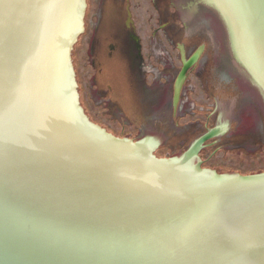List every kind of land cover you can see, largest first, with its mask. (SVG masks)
Wrapping results in <instances>:
<instances>
[{"label":"water","instance_id":"95a60500","mask_svg":"<svg viewBox=\"0 0 264 264\" xmlns=\"http://www.w3.org/2000/svg\"><path fill=\"white\" fill-rule=\"evenodd\" d=\"M124 2L0 0V264H264V135L246 102L226 103L235 72L264 107V0H128L144 68L170 63L173 78L178 51L159 22L170 13L190 34L219 29L203 61L214 56L226 84L222 125L196 140L194 127L213 122L198 83L185 117L161 128L152 123L169 119L170 98L157 90L126 114L96 92L108 82L93 64L94 39L99 59ZM195 44L203 39L187 49ZM202 52L183 59L175 101ZM236 116L232 147L245 152L226 146L201 167L204 144Z\"/></svg>","mask_w":264,"mask_h":264},{"label":"flooded vegetation","instance_id":"af4514ba","mask_svg":"<svg viewBox=\"0 0 264 264\" xmlns=\"http://www.w3.org/2000/svg\"><path fill=\"white\" fill-rule=\"evenodd\" d=\"M155 1L165 2V0ZM169 3H166L167 9H170L173 6ZM159 6L154 8L157 14H159V12L161 11V8ZM123 8L125 16L124 21L115 29L114 33L110 35L109 38H106V43L108 44L105 46L106 49H104L103 54L100 55L101 57L99 59L94 58L96 50L95 47L99 42V37L97 38L96 36V38L94 39V43L92 46L93 64H96L98 66L97 72L100 78L102 76V78L104 77L105 80H107L106 82H108L106 84L105 90H99L96 88V92L107 99L109 105H112L119 112L126 114V111H128L131 106L132 108H136L137 106H144L142 98L144 91L149 90V92H156L157 90L158 94L160 93V95L162 94L163 97L170 98L167 102H162V107L164 108V110L170 111V113L169 119H159L152 124H160L156 125L157 127L161 126V124L170 127L177 117H180L181 119L182 117H185L186 114L182 115V112L186 110L187 106V101L184 100V98H187L191 95V92H193L192 89L195 87L196 83H198V86H201L202 91H205V97L208 100L212 101V106L209 111L213 113V122L210 126V114L207 122L202 128L194 127L197 131L196 135L192 131L195 138L194 140L205 134L208 130L222 125L220 119L217 117L220 112V106H223L225 104V100H223L224 96L221 95V92L223 91V88L224 86H226V84L220 82L217 72H213L216 69L214 61L215 57H209L205 61H203V56L207 50V46L209 44L215 43V41L218 39V35L220 38L218 27L214 29L215 26H213L212 29V27L203 26L200 28V31L190 34L191 32L187 31V25L184 24V26H176L175 24H172L173 16L170 13H168L169 15L166 16V19H163L164 21L159 22V30L164 33L165 40L168 45H170L169 47L172 46L178 51L177 61L179 64V71L173 78V68L171 67L170 63H167L168 65L163 66V68L154 67V65H152L153 63H151L148 68H144V62L141 56L140 42L138 36L135 33L133 20L131 19L133 12L131 14L128 0H125ZM198 9L200 8L198 7ZM188 10H190L189 5H185V7L180 6L178 8V11ZM195 13H197V10ZM174 14L175 13H173V15ZM197 37L203 39V44L199 46L198 44H195L194 47H191L188 50L186 46L188 40L192 41ZM200 47H203L202 55L200 56L198 61L187 71L185 79L179 89L178 98L175 101V81L182 68L183 59L184 61L189 60V58ZM214 53H216V50H214ZM165 61H167V59L164 60V63ZM210 64L213 65L214 68L212 66L210 67ZM158 73L159 77H157ZM150 74L152 75L153 81L147 83L146 77L150 76ZM233 74H235V76ZM233 74H225L228 78L229 83L231 84L230 87H232L233 90V92L231 91L232 94L235 92V96L233 98L234 100L229 99L228 101H226V103H228L234 111L241 102H246L249 105L251 111H253L254 113V122L260 125V131L262 135H264V107L260 98L254 92V90L249 87V85H247L244 81H241V79L235 72ZM193 80H196L195 84H192ZM94 86L96 87V80H94ZM241 124L242 119L237 118V116L232 119L229 118L227 120V130L225 131V133L204 144L198 155V159L201 162V167L205 166L209 162V160H211V157L215 154V152L223 149L226 146H231L232 150H237L238 152H245V149H247L245 147H232V145L235 144L233 141L238 137V134H235L234 131L237 132V129ZM191 129L192 127L188 126L181 131V134L183 133L186 135ZM209 150H213L212 153L209 156H205V153Z\"/></svg>","mask_w":264,"mask_h":264},{"label":"trees","instance_id":"16d2710c","mask_svg":"<svg viewBox=\"0 0 264 264\" xmlns=\"http://www.w3.org/2000/svg\"><path fill=\"white\" fill-rule=\"evenodd\" d=\"M232 74L234 73V72H231ZM234 76H235V74H233Z\"/></svg>","mask_w":264,"mask_h":264}]
</instances>
